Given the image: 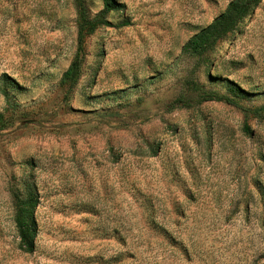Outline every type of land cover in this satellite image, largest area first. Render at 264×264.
Instances as JSON below:
<instances>
[{
  "label": "rangeland",
  "instance_id": "1",
  "mask_svg": "<svg viewBox=\"0 0 264 264\" xmlns=\"http://www.w3.org/2000/svg\"><path fill=\"white\" fill-rule=\"evenodd\" d=\"M114 1L65 95L73 1L0 0V264H264V0L199 56L183 45L233 0Z\"/></svg>",
  "mask_w": 264,
  "mask_h": 264
},
{
  "label": "trees",
  "instance_id": "2",
  "mask_svg": "<svg viewBox=\"0 0 264 264\" xmlns=\"http://www.w3.org/2000/svg\"><path fill=\"white\" fill-rule=\"evenodd\" d=\"M75 6V24H76V49L74 56L64 71L59 81L60 87L65 91V95L71 93L76 86L81 74L84 59V46L88 36L92 35L97 29L110 26L106 15L110 11L122 9L123 5L114 0H102L103 7L100 12L91 17L86 9L83 0H72ZM261 0H233L230 2L222 14L214 21L193 35L182 47V52L191 55H203L211 51L214 46L231 32L243 19L248 16ZM230 92L237 95H248L244 90L236 87L234 83H226ZM193 92L196 93L195 103L204 102H224L233 105V102L225 96L214 92L202 91L199 87L191 84ZM175 106H187L189 100L178 98L173 102ZM37 200L34 198L26 199L18 209L16 218L17 236L19 238L20 249L25 253L34 251V243L37 234L36 222L33 211Z\"/></svg>",
  "mask_w": 264,
  "mask_h": 264
}]
</instances>
